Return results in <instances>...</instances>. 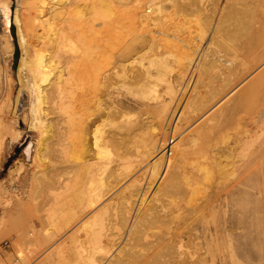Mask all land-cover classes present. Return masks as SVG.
I'll return each instance as SVG.
<instances>
[{"label": "bare ground", "instance_id": "bare-ground-1", "mask_svg": "<svg viewBox=\"0 0 264 264\" xmlns=\"http://www.w3.org/2000/svg\"><path fill=\"white\" fill-rule=\"evenodd\" d=\"M11 2L0 0V32L3 37L0 38V78L4 83L0 94V165L5 135L12 142L22 135L16 126L17 113L8 116L13 106L15 80L11 66L14 51ZM22 2L27 9L24 18L21 14L25 12L20 14L23 9L19 10L21 27L26 32L25 56L17 73L22 84L27 78L30 80L27 89L32 103L31 126L38 132L34 159L39 158L46 140L43 152L50 137L59 136L58 139L63 137L65 139L62 140L67 142H61L63 146L69 144L84 159L95 156L97 170L95 173L91 165L89 167L93 168L94 174L89 172L88 161L85 160L87 174H91L90 177L94 175V184L87 175L89 189L81 192L78 188L81 200L80 197L75 200L78 206L73 207L72 212L70 210V220L62 217L64 210H60L58 215L51 213L55 214L50 215L51 219L57 217L55 222L59 216L67 219L64 226L71 227V234L65 244L67 249L64 248L68 251L59 250V255L49 264L64 261L68 258L64 254L69 251L77 253H73L76 264H161L166 260H161V256L166 257L169 251L172 256L175 253L172 250L183 252L186 249L183 233L173 234L171 229H167L170 232L152 231L166 226L167 221L160 214L161 209L156 212L151 204L161 190L166 191V187L172 189L170 187L190 180L189 171L182 169L188 164L194 168L191 172L203 173L204 179L218 173L219 182L222 179L228 184L238 176L241 179L242 173L250 167L248 182L253 181V187L258 191L254 189L253 193H246L248 187H244L248 185L243 184L246 178H242V182L237 178L238 184H230L226 194L218 195L205 207L213 220V229L200 244L214 257L221 254L218 264H264V210L256 203L263 212L257 210L253 213L250 204H246L250 199L258 204L264 201V68L246 85L236 101L212 113L193 129L190 128L194 123H189L193 112L190 108L205 111L230 94L227 91L232 85L245 80L246 75L264 65V0ZM207 35L210 37L204 44ZM2 55H8V58L3 60ZM165 68L172 73L170 85L159 91L155 88L154 79ZM179 87L182 93L180 100L171 107L172 96ZM257 96L260 99L251 111H247L249 114L241 115L244 113L240 111L243 103ZM63 146L61 152L64 153ZM138 149L141 159L127 161ZM195 155L197 158L193 157ZM94 159L90 161L94 162ZM146 159L153 165L147 184L141 189L139 179L133 178L132 173ZM22 169L20 164L12 171L19 176ZM194 183L198 185L199 181ZM122 184L126 185L116 197L106 202ZM71 185H74L72 180ZM194 185L186 186L191 194L197 190ZM73 188H70L71 194ZM83 188L81 186V190ZM6 189H0V203L3 204L7 203ZM179 192L182 194L183 191ZM238 192L243 193V203ZM234 194H238L240 202L245 203L244 207L252 211L249 214L248 209H244L247 212H243L246 217L249 214L250 222L252 220L250 226L245 223L250 231L245 226L244 229L251 232L255 228L251 232V240L247 239L248 243L240 237L242 229L234 232L239 236L233 233L234 210L229 199ZM238 207L235 205L236 210ZM236 214L243 215L239 211ZM238 223L236 228H239ZM59 227L56 235L61 236ZM49 228L39 234L44 232L43 237H52L49 240L52 241L56 236L55 230ZM234 235L242 239L245 260L241 252L240 257V250L236 251L240 242L237 241L235 247ZM45 239L40 238L39 242L48 243ZM197 244L199 241L193 245ZM193 250V256L198 254L193 263H197L200 254L197 249ZM255 252L257 259L254 258ZM229 253L232 260L228 258Z\"/></svg>", "mask_w": 264, "mask_h": 264}, {"label": "rangeland", "instance_id": "rangeland-1", "mask_svg": "<svg viewBox=\"0 0 264 264\" xmlns=\"http://www.w3.org/2000/svg\"><path fill=\"white\" fill-rule=\"evenodd\" d=\"M11 1H12L11 6L13 8L11 32L13 35V42H14V51H13L11 66H12L13 75H14L15 80L13 83L14 89L12 88L13 106H12V110L8 113V116L9 117L13 116L12 115L13 112L17 113V115H18V118H17L18 121L17 122L18 123L16 124V126L22 135L15 142H12L10 140V137L8 135H5V141H4L5 142V148L1 154V165H0V183H1L0 185H1V187H0V189L3 187L5 189L7 188L6 189L7 192L5 193V198L7 199V203H5V204L0 203V264H49L57 256V254L59 255L60 251H62L64 253H66L68 251V250L66 251L67 247H65V246L67 245V241H68L69 236H70L69 234H71V231H70L71 227H70V229L65 228L64 225L66 224V222H67L66 220L68 218L70 220V213L73 211V207L78 206V201H75V200L79 199V197L81 196L80 193L84 189H89V187L87 186L89 181L95 179V178H93L94 175L90 177L91 174L89 173L90 175H88L87 173L89 171V172H93L92 174H94L93 168H95L94 169L95 173L97 172L96 167H95L96 162H95V159L93 158L95 156L91 157L92 159H94L93 160L94 162H92V160L90 161V159H91L90 157L84 159V157L77 150L74 151L75 148L72 149L71 146H68L69 144L68 145L66 144L67 148L65 146H63L61 142L64 141L63 143H65L66 140H62V139H65L62 136H60V138L62 137V139H58L59 136H57L55 138L50 137L48 147H46L45 151L43 152L42 149H44L45 143L47 144V142H46L47 140H46L44 145L41 146L42 152H40L39 158L34 159V153H35L34 148L36 145V139L38 138V132L34 129V127L31 126L32 125L31 124L32 123L31 122L32 121V119H31V117H32V109H31L32 103H31L30 94H29L28 89H27L28 81H30V80H27L28 79L27 78L26 82L24 84H22L19 81L18 73H17L18 72L17 68H19L20 61L22 60L23 56H25V45L24 44H25V38H26V34H25L26 32H24L25 30L22 29L21 23L19 20V10L23 9V11H20V14H21V12H25V13L21 14V17L24 18L25 17L24 14L26 15L27 9H26V5L23 4L22 0H11ZM0 22H1V20H0ZM13 26H14V28H13ZM0 29H1V24H0ZM209 37H210L209 35L206 36L204 44L209 39ZM0 38L1 39L3 38L1 35V32H0ZM27 38H28V36H27ZM22 43H23V45H22ZM234 46H236V45L234 44ZM27 50H28V48H27ZM2 57H3V60H5L8 58V55H5V57H4V55H2ZM3 60H2V62H3ZM263 66L264 65L260 66L256 70H253L251 73L246 75L244 77L245 80L242 79L243 81L240 80L239 82L232 85V87L227 91V93L229 92L230 94H228L220 102L213 103L210 107L205 109V111L200 112V111L193 110L192 108H190V111L192 110L193 112L190 113L191 114V117H190L191 121L189 123L190 124L194 123V124H192L190 129L197 127L208 116H210L212 113H215L216 111H218L223 106L231 104L234 101H236L238 99L239 94L241 95V93L244 92V88L246 87V85H248L259 74V72L262 68H264ZM171 76H172V73L169 69H166V68L162 69L159 72L158 77L154 79L155 88L158 89L159 91H161L163 86H165V85L169 86L170 81H171ZM3 88H4V83L2 84V79L0 78V94L3 91ZM181 94H182L181 93V87H179V89L172 96L171 105H170L171 107L174 105L176 106L178 104V101L180 100ZM260 95H262V94H260ZM259 99H260V96H257V97H252L250 100L245 101L243 103L241 110H240L241 112L244 111V113L240 112L241 115L247 114L249 111H251L252 107L255 104H257ZM245 111H246V113H245ZM106 128H108V127H106ZM54 141H56V142H54ZM59 141H60V146L62 145L63 148L65 147L64 153H63V151L61 152L62 146L61 147L58 146ZM56 147H58V148H56ZM68 147L69 148L71 147V149L73 151H71V149L69 150ZM139 149H138V151L132 150L134 152V154L131 158L127 159V161L128 160H136V161L140 160L141 158L138 155ZM76 151H77V154H76ZM62 153H63V156H61ZM256 154H258V152ZM59 155H60V157H59ZM79 155H81V156H79ZM2 156H3V158H2ZM193 157H196V155ZM31 159H33V160H31ZM86 159L88 162L85 161ZM193 159H195V158H193ZM82 160H83V162H82ZM51 161H53V162H51ZM84 162H87V165ZM13 163L15 165H13ZM42 163H43V165H42ZM81 163L82 164L84 163V164L82 165ZM88 163L90 165H88ZM20 164H21V167L23 168L22 173L19 176H16L15 171H12V169L16 170L18 167H20ZM17 165H19V166H17ZM85 165L88 167L89 166L91 167V165H92V167L93 166L94 167L93 168L89 167L91 169V171L89 168H88L89 170L87 171ZM152 165H153V162H150L149 159H146L139 166H137L132 173L133 178L139 179V181H140L139 183L141 184V189H143L145 187L144 185L150 176L149 173L151 172ZM183 168H184V170L186 168V171H189L187 173L189 174L188 176H190V180L189 181L185 180V184H183L184 182H181V184L177 185L176 187H170L172 189H169L166 187V189H165L166 191L161 190L156 195V197L153 199L152 204H151L152 207L154 205V207H153L154 211L158 212L161 209L160 214L162 216H165L166 218L165 217H163V218H164V220L167 221L166 226L164 225L162 227L160 226V227L154 228L152 230L153 232L157 233L161 230H163V232H164L167 229H169V230L171 229L170 230L171 233L172 232H173V234L183 233L182 235L183 236L185 235L187 237V239H186V237L184 236L186 249H184V251L182 250L183 252H181V250H178V251L172 250V252H175L174 254L172 253L173 254V256H172V255H169L171 253V251H169V254L166 255V257L163 255L161 256V258H162L161 260H163L164 258L166 260H163V262H161V260H160V262H161V264L162 263L163 264H218V260H220L221 254L218 253L217 254L218 256L216 255V257H214L213 253L210 250H208V248L206 249L207 250L206 251L205 248H203L202 245L200 244L204 240L205 236H207L208 233L211 232L213 229L212 228L213 220L211 219V216H209L206 213L207 209H205V207L209 206L213 201H215V199L218 195L226 194V192L228 190L227 188L229 187L230 184L231 185H233L232 183L238 184L237 180H236L237 178L241 182L244 181L243 179L246 178L245 180H247V181H245L243 183L245 185H248V186L244 187L245 189L248 187V189H246V193H249V192L253 193L255 190H256L255 192H257L258 189H256V187H253L254 186L253 184H255V183H253V181H251V180H250L251 183L248 182L249 177H247V176H248V173L251 171V169L248 166L247 167L248 169H246V171L243 170L244 174L242 173L241 179H240V176H238L235 179V181L231 180L234 182H231L230 184H228V183H224V182H226V180H224V179H223L224 181H222V179H221L219 182L220 177H219L218 173H216L217 176L214 174L210 178L205 177V179H204L203 173H202L203 174L202 175V174H200L199 171H192L191 172V170L194 168L190 167L189 164L184 165L182 167V169ZM6 171H7V173H6ZM247 171H249V172H247ZM33 172H35V173H33ZM8 174H9V176H8ZM11 175L13 177H11ZM14 175L17 178L18 177L19 178L16 180L15 179L16 177ZM87 175L89 176L88 177L89 181H88V178L86 177ZM5 177H7V178H5ZM84 177L87 179H84ZM95 177H96V175H95ZM33 178H34V180H33ZM2 179L4 180L3 182H2ZM5 179H6V181H5ZM73 179H75V180H73ZM71 180H72V184H74L73 190L77 193L76 196H75V193L73 194L74 191L72 192V194L70 192V190H71L70 188L73 187L71 185ZM73 181L74 182L76 181V182L73 183ZM196 181H197V183L199 181L198 185L194 183ZM67 183L70 185H68L69 187L66 190L65 186ZM77 183H80V184H77ZM193 183L196 185L197 190L194 193H192L193 194L192 195L190 193V190H189L190 188L187 187V189H186V186L187 185L189 187L193 186L194 185ZM93 184H94V180H93ZM126 184H124V185L122 184L120 186V189L116 193L111 195L106 200V202H108L111 198L116 197L117 193ZM182 184H183V187H180V186H182ZM189 184H193V185H189ZM84 185H86L88 188H86V186H84ZM88 185H90V184H88ZM195 185H194V187H195ZM245 185H242V186H245ZM75 186H76V190H75ZM81 186L85 187V188H83L81 190ZM177 187H178V189H177ZM78 188L81 191L79 193L80 195H78V192H79ZM174 188L176 189V191L175 190L173 191ZM179 188L184 189V190H179ZM167 189H169V190L167 191ZM192 189L193 188L191 187V190ZM77 190H78V192H77ZM177 190H179L181 192L183 191L182 194H179L180 192ZM184 191H185V194H184ZM188 191H189V193H188ZM68 192H70V193H68ZM176 192H178V194ZM238 193L240 194V192H238ZM68 194L69 195L71 194L72 197H74L73 198L74 201L72 200V197L68 196ZM234 195H236V194H234ZM234 195L232 196V198L229 199L230 203H232L230 205L232 206V209L234 210V214L232 215L233 216V223H234L233 224V233L235 232L236 229H237L236 231H240L239 229H242L241 232H243V233H241V234L242 235L244 234L246 237L245 236L242 237L241 234H240V237L243 239H246V240L249 239V241H250L251 240V238H250L251 232H253L255 230V228L252 229L253 231L249 232L250 230L248 228H246V226H245L246 224L250 226L251 222H252V220L250 222L249 218H248V215L252 211H250L248 208H245V207H247L248 204H250L251 208L253 209V213L257 210L261 211L262 209L261 208L258 209L259 208L258 206L262 207L264 210V201H259L260 204H258L257 201L251 200V199H250L251 200L250 201L248 199L249 202L248 203L246 202L247 206L244 207L245 203L242 204L244 202L243 193L240 194L241 197L238 196V194L236 196H234ZM76 197H77V199H76ZM238 197H240V199L243 197L242 198L243 201L239 200ZM71 200L73 202H70ZM80 200H81V197H80ZM232 200H234V201L238 200V202L235 201L236 202V204H235V202ZM245 201H246V198H245ZM233 202H234V204H233ZM239 202L242 204L243 207L240 205ZM76 203H77V205H76ZM238 203H239V205H238ZM256 203L258 206H256ZM66 204H68V205H66ZM155 205H156V208H155ZM202 205H204V207H202ZM235 205H236V207L237 206L242 207L243 211L241 212L242 209L240 207L237 208L239 210H236ZM68 207H72V208L70 209ZM244 209H248L249 214L247 213V217L244 214L247 212V210L245 211ZM60 210L61 211L64 210V212L62 211L63 213H61V214H62V217L65 216V218H67V219L64 220V218L62 219L61 216H59V218H60V223H59V218H58V222L57 221L55 222V218L57 220V217H53L51 219L50 215L53 212L57 213V215H58L60 213ZM70 210H71V212H70ZM237 211H239L240 214H243L242 217L244 218V221H242L243 219L241 220L242 217L240 215L236 214ZM161 212H163V213H161ZM262 212L263 211H261V213ZM53 215H55V214H53ZM53 215H51V216H53ZM262 215L264 217L263 213H262ZM251 216L252 215H250V218H251ZM260 216H261V214H260ZM235 217H237V219ZM238 218H240L239 223H238ZM53 221L55 222L54 225H53ZM241 221H242V223H241ZM64 222H65V224H64ZM236 222L238 223L239 228L238 227L236 228V226H237ZM51 223H52L54 228L51 227L52 226V225H50ZM56 223H59V224H56ZM243 223H244V225L242 226L241 224H243ZM234 225H235V227H234ZM48 226L50 228H52V230H55V231H53L54 235H56V228L60 226L59 229L61 228L60 230L62 231L61 236L56 235L55 239H53L52 241H49L52 239V237L50 238L47 235H44L45 237H43L42 233L46 232V230L49 228ZM244 226L249 231L245 230ZM249 226H247V227H249ZM72 227H73V225H72ZM250 229H251V227H250ZM169 230H167V231L170 232ZM41 231H44V232L39 234V232H41ZM203 231H205V232H203ZM37 234H38V236H37ZM40 235H42V236H40ZM235 235L239 236V235H237V233ZM235 235L233 237L234 238V242H233L234 244L237 241H239V242L242 241V239L240 237L238 239V237H236ZM40 238H42V239L46 238L45 240L48 239L46 241L48 243H42L41 241H40L41 242L40 243L39 242ZM189 240H190V242H189ZM198 241H199L200 246L198 244L193 245L194 243L195 244L198 243ZM243 241H245V240H243ZM50 243H51V245H50ZM247 243H248V240H247ZM242 244L240 242L239 248L238 247L236 248V251H237V249L240 250L238 252L239 254H240V252H241V254L243 253ZM244 244H246V242ZM236 245H238V244H235V247H236ZM194 247H195L194 250L197 249L196 251H198L200 254V261L197 263H193L195 258L198 257V254H196L195 256L192 255V253H193L192 250ZM64 248H66V249H64ZM62 249H64L65 251H63ZM231 250L233 251L232 247H231ZM177 252L178 253L180 252V253L178 254ZM201 252L203 253V256L201 255L202 254ZM256 252H259V255L263 256V254L260 253V251H256ZM256 252L254 254V256L256 255L254 257L255 259H257V257H258ZM263 252H264V250H263ZM73 253H75V251H73V252L69 251V253L64 254L65 257H68V258L64 259V261L58 262L57 264H73V263L76 264L77 261L76 262L73 261L76 257V256L75 257L73 256ZM76 254L77 253H75L74 255H76ZM241 254H240V257L242 258ZM228 258H229V260H232L230 253H229ZM77 259H78V257H77ZM242 259L245 260L244 255H243ZM71 262H73V263H71Z\"/></svg>", "mask_w": 264, "mask_h": 264}, {"label": "trees", "instance_id": "trees-1", "mask_svg": "<svg viewBox=\"0 0 264 264\" xmlns=\"http://www.w3.org/2000/svg\"><path fill=\"white\" fill-rule=\"evenodd\" d=\"M13 28H14V26H13Z\"/></svg>", "mask_w": 264, "mask_h": 264}]
</instances>
